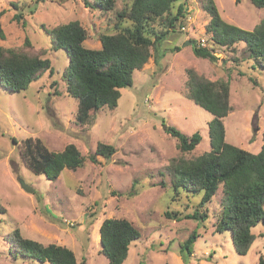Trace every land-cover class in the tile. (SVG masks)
<instances>
[{"label": "rangeland", "instance_id": "rangeland-1", "mask_svg": "<svg viewBox=\"0 0 264 264\" xmlns=\"http://www.w3.org/2000/svg\"><path fill=\"white\" fill-rule=\"evenodd\" d=\"M214 3L225 22L242 30H252L264 18V8L254 7L250 0ZM92 4L93 0H0L4 32L0 46L42 55L52 68L25 91L12 93L0 85V264H49L12 257L8 239L15 229L24 238L69 248L78 263L106 264L99 238V226L106 218H125L141 234L130 244L123 264H184L179 245L193 230L197 237L187 264H258L264 253V225L251 229L256 238L248 254L237 255L231 233L214 230L221 187L206 206L204 222L187 219L199 196L182 193L179 202L172 200L169 163L210 149L207 131L212 116L186 98L188 70L210 81H229L226 141L258 153L263 143L264 69L251 67L241 43L233 49L212 44L205 32L210 17L202 0H184V29L155 51L150 49L148 64L132 73V85L120 90L114 109L104 106L90 125H80L75 120L77 102L67 95L62 78L68 57L64 50L51 48L45 30L76 20L87 32L85 47L100 49L99 36L114 32L116 11L125 1L117 0L116 9L107 13ZM16 14L23 16L19 22L14 20ZM201 39L213 48L215 63L196 57L193 43L182 47L192 40L199 45ZM163 124L186 136L199 132L200 144L190 153L179 152ZM26 138L40 139L55 152L73 144L84 156L82 166L64 169L55 180L34 173L20 153ZM98 143L112 145L115 153L109 159L97 155L96 163L91 162L88 156ZM21 184L33 191L26 192Z\"/></svg>", "mask_w": 264, "mask_h": 264}, {"label": "trees", "instance_id": "trees-1", "mask_svg": "<svg viewBox=\"0 0 264 264\" xmlns=\"http://www.w3.org/2000/svg\"><path fill=\"white\" fill-rule=\"evenodd\" d=\"M33 1L39 3L44 0ZM116 1L93 0L92 5L107 13L116 9ZM123 1L125 5L115 14L114 32L99 36L100 49L85 47L87 32L76 20L45 30L51 48L64 50L68 57L62 78L67 95L77 102L75 120L80 125H90L94 114L104 106L114 109L121 96L120 90L131 87L132 73L143 70L148 64L150 49L155 51L167 37L184 29V0ZM250 2L256 8H264V0ZM202 7L210 17L205 32L210 34L212 44L233 49L241 43L245 60L252 63L251 67L264 69V18L252 30L246 31L225 22L214 0H202ZM30 13L33 14L34 10ZM22 18V14L14 15L17 22ZM3 39L0 22V40ZM191 42L196 57L212 63L218 60L213 48L198 46L194 40ZM26 45H30L27 40ZM154 63L157 64V60ZM48 71L52 73L50 61L42 55L0 46V85L4 89L12 93L25 91ZM187 74L186 98L212 116L207 131L210 149L191 159L177 157L170 160L172 200L179 202L182 193L190 197L199 196L196 209L185 218L204 222L208 218L206 206L221 187L222 197L214 230L217 233L229 231L234 252L246 256L256 238L251 229L258 223L264 225V129L263 143L256 154L228 143L224 119L231 111L229 81H210L193 70H188ZM163 129L176 140L181 153L192 152L202 139L199 132L186 136L170 125L163 124ZM20 153L32 172L49 180H55L64 169H77L84 161V156L73 144L55 152L40 139L33 138L22 141ZM114 153L112 145L98 143L88 158L95 162L97 155L109 159ZM165 214L170 215L169 212ZM140 236L138 229L125 218L104 219L99 226V238L100 254L106 258V264H123L130 244ZM196 237L193 230L179 245V255L184 264L193 253ZM8 244L15 259L49 264H85L84 260L78 263L69 248L24 238L18 229L9 235ZM258 264H264V253L259 255Z\"/></svg>", "mask_w": 264, "mask_h": 264}, {"label": "water", "instance_id": "water-1", "mask_svg": "<svg viewBox=\"0 0 264 264\" xmlns=\"http://www.w3.org/2000/svg\"><path fill=\"white\" fill-rule=\"evenodd\" d=\"M187 45H192V42L191 41H185L183 44H182V47H185ZM21 187L26 191V192H32L33 190L31 188H28L27 186H25L24 184H21Z\"/></svg>", "mask_w": 264, "mask_h": 264}, {"label": "built area", "instance_id": "built-area-1", "mask_svg": "<svg viewBox=\"0 0 264 264\" xmlns=\"http://www.w3.org/2000/svg\"><path fill=\"white\" fill-rule=\"evenodd\" d=\"M199 45H200V46H205V40L201 39ZM199 45H198V46H199Z\"/></svg>", "mask_w": 264, "mask_h": 264}]
</instances>
